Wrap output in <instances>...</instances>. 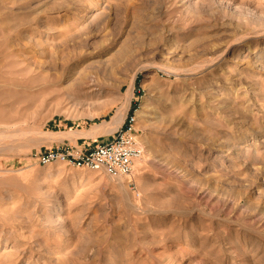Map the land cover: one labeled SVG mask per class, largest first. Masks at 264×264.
<instances>
[{
	"label": "rangeland",
	"instance_id": "1",
	"mask_svg": "<svg viewBox=\"0 0 264 264\" xmlns=\"http://www.w3.org/2000/svg\"><path fill=\"white\" fill-rule=\"evenodd\" d=\"M134 109L130 176L35 159ZM0 264H264V0H0Z\"/></svg>",
	"mask_w": 264,
	"mask_h": 264
},
{
	"label": "built area",
	"instance_id": "2",
	"mask_svg": "<svg viewBox=\"0 0 264 264\" xmlns=\"http://www.w3.org/2000/svg\"><path fill=\"white\" fill-rule=\"evenodd\" d=\"M136 114H128L112 139L83 148L69 141H58L35 155L39 164L62 163L87 168L111 178L130 176L144 154L135 128ZM130 184L135 187L132 181Z\"/></svg>",
	"mask_w": 264,
	"mask_h": 264
},
{
	"label": "bare ground",
	"instance_id": "3",
	"mask_svg": "<svg viewBox=\"0 0 264 264\" xmlns=\"http://www.w3.org/2000/svg\"><path fill=\"white\" fill-rule=\"evenodd\" d=\"M248 47V46H247ZM28 58H29V56H28ZM30 59V58H29ZM53 60V59H52ZM25 61H27V59L25 60ZM30 62L31 61H34V60H29ZM51 61V60H50ZM52 62V61H51ZM58 62V61H57ZM60 62V61H59ZM63 62V61H62ZM44 63V62H43ZM32 64V63H31ZM50 64H52V63H50ZM53 65V64H52ZM28 66V65H27ZM32 66H34V67H39V66H42L41 64H36V62H35V64H33ZM31 66V67H32ZM60 66V65H59ZM58 66V67H59ZM70 66H71V64H70ZM29 67H30V65H29ZM37 67V68H38ZM26 68V67H25ZM53 68V67H52ZM61 68V67H60ZM28 69H30V68H28ZM47 69V68H46ZM71 69V68H70ZM32 70V69H31ZM48 70V69H47ZM63 70V69H62ZM52 71V70H51ZM55 71L56 70H54L53 72L55 73ZM61 71V70H60ZM71 71V70H70ZM49 72V71H48ZM37 73V72H36ZM36 73H34L35 75H33V74H31V75H29L27 78H26V80H27V85L28 86H32L34 83H36V82H39L40 83V81L42 82V81H44V83H43V85H41L38 89H39V94H38V96L43 92V91H45L47 88L49 89L50 87H51V85L50 84H53L54 83V78H47L48 76H46V75H44V74H42L41 72L39 73V74H37L36 75ZM56 73H57V71H56ZM53 75V74H52ZM57 77V76H56ZM72 77V76H71ZM48 79V80H47ZM57 80V79H56ZM71 80H72V82L74 83V82H76V77H72L71 78ZM47 81V82H46ZM67 81V80H66ZM48 85H50V87H47ZM53 86V85H52ZM46 87V88H45ZM32 93H30V94H28L27 95V97L25 98V100H28V101H33V99H34V97H36V96H34V94H32ZM41 99V98H40ZM39 99V100H40ZM72 100V102H73V100H74V98H72L71 99ZM70 100V101H71ZM42 102V101H41ZM75 102V101H74ZM73 102V103H74ZM36 103V102H35ZM76 104V103H75ZM121 120H122V113L119 111V110H116L115 111V113L112 115V117H111V119L110 120H108V121H103L102 123H100V125H96L95 127H93L92 129H90L89 131H76V133H73L74 135H80V134H84V135H92V136H96L97 134H99V133H104V132H110V131H112V130H114L119 124H120V122H121ZM48 133L49 134H52L53 132H51V131H48ZM138 164H140L139 162H138ZM138 166V165H137ZM137 168V167H136Z\"/></svg>",
	"mask_w": 264,
	"mask_h": 264
},
{
	"label": "crops",
	"instance_id": "4",
	"mask_svg": "<svg viewBox=\"0 0 264 264\" xmlns=\"http://www.w3.org/2000/svg\"><path fill=\"white\" fill-rule=\"evenodd\" d=\"M128 114L126 113V115H125V117L127 116ZM96 126V125H95ZM95 126H93V127H95ZM93 127H91V128H88V129H86V130H84V131H89L90 129H92ZM71 135V134H70ZM77 136H81V137H83V139L85 138H91V137H94V136H92V135H84V134H80V135H77ZM76 137V136H75ZM69 142H70V139H68V138H66ZM64 141V140H63ZM56 142H58V141H56ZM76 142H77V144H79L78 142H79V138H77V140H76ZM100 143H103V142H100ZM97 143H95V144H93V143H91V141H84V142H82V144H80V146L81 147H83V148H88V147H93L94 145H96Z\"/></svg>",
	"mask_w": 264,
	"mask_h": 264
}]
</instances>
